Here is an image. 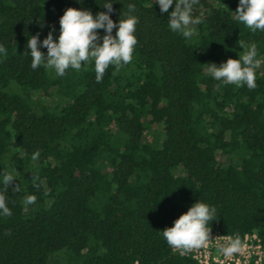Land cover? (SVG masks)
I'll return each mask as SVG.
<instances>
[{"label": "trees", "instance_id": "obj_1", "mask_svg": "<svg viewBox=\"0 0 264 264\" xmlns=\"http://www.w3.org/2000/svg\"><path fill=\"white\" fill-rule=\"evenodd\" d=\"M108 2L117 24L135 5L131 63L100 82L94 61L63 76L31 68V36L54 26L58 40L66 9L95 17ZM238 5L198 0L203 23L184 38L168 27L175 3L161 13L155 0H0V193L12 213L0 214V264H197L161 231L198 201L217 210L211 231L264 241V32L235 19ZM238 40L257 45L255 89L203 71L239 59Z\"/></svg>", "mask_w": 264, "mask_h": 264}, {"label": "clouds", "instance_id": "obj_2", "mask_svg": "<svg viewBox=\"0 0 264 264\" xmlns=\"http://www.w3.org/2000/svg\"><path fill=\"white\" fill-rule=\"evenodd\" d=\"M155 2L158 3L161 13H168L169 8L175 3L174 10L168 17V27L184 38L193 37L196 34L194 26L203 23L202 14L195 18L192 16L193 6L198 3V0H155ZM113 3H105L103 8L107 11L99 12L95 17L89 10L66 9L59 20L58 40L53 37L54 26L42 42L39 39V33L31 36L27 42V48L30 49L31 68L35 70L43 66L46 69L55 70L58 76H63L69 68L79 71L82 63L94 61L96 81L100 82L110 65H114L116 72H119L123 65L131 63L137 44L134 33L139 22L138 17L132 15L135 12V5H127V12L121 13L117 24L110 18L114 11ZM234 13L235 19L253 33L257 30L264 32V0H239ZM113 29H117L115 36H113ZM98 30H103L105 35L101 37ZM237 43L243 49L239 59L229 58L226 63L219 66L208 63L203 65V71L224 85L237 87L246 85L249 89H255L256 69L261 65V60L257 59V45L246 44L243 40H238ZM41 48L47 49L46 55L40 50ZM0 54H7V49L3 45H0ZM24 54L29 53L26 51ZM39 155L37 150L33 153L32 159L37 160ZM13 181L14 176L5 171L3 173L4 192H7ZM37 181H40L38 175L33 177V187L39 189L42 181L40 183ZM12 190L19 192V185ZM36 199L35 195H27L24 198L25 206L34 204ZM0 214L5 217L12 215L11 210L6 206V196L3 193H0ZM216 215L215 207L198 201L174 221L173 227L161 231L162 237L169 247L178 250L180 255L214 246L217 264H226L237 255H244L248 245L239 233L212 239L209 224L215 220ZM236 264L240 262L237 261ZM257 264H260L259 260Z\"/></svg>", "mask_w": 264, "mask_h": 264}, {"label": "built area", "instance_id": "obj_3", "mask_svg": "<svg viewBox=\"0 0 264 264\" xmlns=\"http://www.w3.org/2000/svg\"><path fill=\"white\" fill-rule=\"evenodd\" d=\"M227 234H223L219 231H211L212 239L217 237H223ZM242 239L248 245V249L244 255H237L232 260L227 261L226 264H236L237 261L240 264H257V261H260V264H264V241L261 239L256 233L252 234H245ZM172 249V248H171ZM172 252L180 255L178 250L172 249ZM192 258L197 264H217L216 256L217 253L215 251L214 246H210L209 249L200 250V251H193L186 255H181ZM222 259V257H221ZM134 264H138L135 262Z\"/></svg>", "mask_w": 264, "mask_h": 264}, {"label": "rangeland", "instance_id": "obj_4", "mask_svg": "<svg viewBox=\"0 0 264 264\" xmlns=\"http://www.w3.org/2000/svg\"><path fill=\"white\" fill-rule=\"evenodd\" d=\"M159 130L158 129H148L146 132V137L148 140L152 141L154 138L159 137Z\"/></svg>", "mask_w": 264, "mask_h": 264}]
</instances>
